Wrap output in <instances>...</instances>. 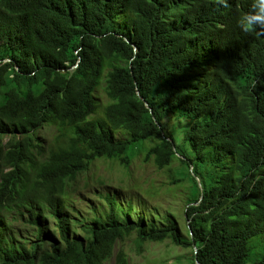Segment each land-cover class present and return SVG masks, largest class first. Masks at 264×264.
Listing matches in <instances>:
<instances>
[{"label":"trees","instance_id":"trees-1","mask_svg":"<svg viewBox=\"0 0 264 264\" xmlns=\"http://www.w3.org/2000/svg\"><path fill=\"white\" fill-rule=\"evenodd\" d=\"M252 3L0 0V264H135L132 235L138 254L165 242L190 251L179 264H264V34L237 26ZM101 85L108 104L95 117ZM182 116L195 122L188 150L171 125ZM47 123L45 147L31 131ZM150 138L146 158L161 171L178 161L209 172L210 189L184 211L185 235L144 200L112 194L89 216L66 213L90 165ZM185 180L175 172L171 183Z\"/></svg>","mask_w":264,"mask_h":264},{"label":"rangeland","instance_id":"rangeland-1","mask_svg":"<svg viewBox=\"0 0 264 264\" xmlns=\"http://www.w3.org/2000/svg\"><path fill=\"white\" fill-rule=\"evenodd\" d=\"M95 97L99 101V107H102L107 103V99L104 96L102 89L95 93ZM179 129L180 128H177L175 134ZM38 134L43 138L49 139L54 134V130L52 127L45 126L38 132ZM175 138L177 145H179L183 150L190 149L189 144L186 143L184 139L180 140L178 135H175ZM5 140H7V137ZM175 166H177V164H175ZM175 172L177 177L180 178L181 172L179 168H175L174 171L167 169L159 172L153 162L145 161L144 156L142 155H137L133 159L132 166L128 171L119 168V166L114 162H96L85 174V177L88 175L89 180H92L90 187L80 191L78 195L72 196V209L65 211L66 213L69 212L74 217L81 219L83 216H89L92 214L90 211L92 207L98 209L106 207L105 200L102 197L103 194H115L119 203H126L125 200H129V198L134 197L131 200L136 203L140 199L145 200L144 204L148 208L159 209V217H163L165 214L172 216L173 219L178 222L183 235H185L186 222L183 213L186 208L187 201L194 200V194L189 190L188 183H181L175 186L166 184V182H170L175 179ZM99 175L103 176V181H108L113 184V187H115V185H119V178H124L125 182L133 184L131 189L137 191L135 194H127L122 192L120 189H113L110 185L104 186L103 189L96 188L95 185H98L96 179ZM138 196L140 197L138 198ZM12 219H16L18 221L20 220L16 211L9 213L8 220ZM49 222L52 223L51 218L49 219ZM74 227L77 229L80 228V226ZM14 228L19 230L21 226L16 224L14 225ZM53 231L54 229L52 226L50 229H47V232L52 233ZM145 246L148 250H146ZM144 248L145 251H143L142 254L135 252V235L130 236L124 246V249L129 254L130 261L135 264H179L178 260L182 259V257H186L188 255L190 257V251L182 248H174L169 242H165L163 244L150 243L144 245ZM186 262L187 261H183V264H189V262ZM109 264H114V258L109 262Z\"/></svg>","mask_w":264,"mask_h":264},{"label":"clouds","instance_id":"clouds-1","mask_svg":"<svg viewBox=\"0 0 264 264\" xmlns=\"http://www.w3.org/2000/svg\"><path fill=\"white\" fill-rule=\"evenodd\" d=\"M218 2L219 3H223L225 6H229V0H218ZM237 26L239 27V29L241 30V32L244 33L245 35L255 34L257 36H260V35L264 34V0H253V3L251 5V10L249 12L244 13V14H242V15H240L238 17ZM133 52H135V49L134 48H133ZM77 67H78V65L76 67H74L72 70L77 69ZM103 88H104V86L101 85L95 92H97L100 89H102V91H103ZM103 94H104V92H103ZM104 96H105V94H104ZM136 97H138L145 104V106L149 109L150 113L152 114V109L148 106V104L146 102L143 101V99L140 97V95H138V93H136ZM106 104H108V100H107V103ZM106 104H104L102 107H99L98 103L96 104L97 110H96V112L94 114L95 117H99V116L103 115V114H101V112L103 111V108H104V106ZM179 105H180L181 108H183L184 110H186V112H189V113L199 111L198 109H196V107H195V105L193 103L192 104H189V103L185 102V103L182 104L181 101H180ZM182 117H180L179 120H175L174 122H172L171 125H172V130L174 131V133L176 132L177 128H180L175 135H178V137H179L180 140H183L184 139V141L187 143V141H186V131H187L188 124L192 126L195 122L192 121V120H190L187 116H185L183 118ZM200 120H201V118H200ZM165 123H167V120L165 121ZM156 125L158 127H160V124L157 121H156ZM45 126L52 127V129L54 130V133H55L54 125H51L49 123L42 125L37 130L31 131V133H32V135H36L39 138L41 145L47 147L48 146L47 141L48 140H51L54 134L49 139H46V138L41 137L38 134V132L42 128H44ZM117 138L118 139H127V137L120 136V135H118ZM7 139H8V137H7ZM5 141H7V140H5ZM155 143H156L155 138L148 139L145 142L144 146L141 145L137 141L128 150V153H126L122 157V159H119L118 158L116 161H113V160H109V159H106V158H102V159H99V160L95 161L94 164L96 162H99V161L114 162V163H116L119 166V168L128 171L131 168V166H132L133 159L137 155L144 156L145 161H152L153 162V159H147L146 158V151H147V148L149 146H152ZM128 157H131V160H130V162H129L128 165H125L126 164V161H127L126 158H128ZM153 164L157 168V166L155 165L154 162H153ZM175 164H177V166H175ZM93 165H90L89 168L91 169ZM174 167L175 168H179V170L181 172V176L184 179H186L182 183H188L189 184V190L191 191V193H193L195 195V192L196 191L198 192L197 189H199V192H200V202H201L202 199H203V197H204L205 190H209L210 189V186L208 184V179H207V174L209 172H207V171L203 170V168H201V170H200L201 175L200 174H195L194 166L192 164H190V165H181L180 166V163L178 161H176L173 164V166H171V167H169L167 169H169L170 171H174V169H175ZM167 169H163V170H167ZM158 170H159V172H161L160 169H158ZM87 172H88V170L85 171V172H83L82 174H80L77 177V179L73 182L72 186L70 187V190H69L70 196L68 197L70 206H72V198H71L72 196H76V195H78L80 193V191L85 190V189H88L90 187L92 180H89L88 175L85 177V174ZM81 178H84V179H81ZM96 181L98 183V185H95L96 188H102L103 189L104 186L110 185L113 189H120L122 192L127 193V194L128 193L135 194L136 191H137V190H132L131 187H133L132 186L133 184L125 182L124 178H119V181H118L119 182V185H115V187H113L112 186L113 184H111L110 182L103 181V176L102 175L97 176ZM100 183L104 184L103 187H100L99 186ZM166 184L167 185H170V186L177 185V184H172L171 181L170 182H166ZM179 184H181V183H179ZM107 194H111V193H107ZM107 194H103L102 196H106ZM112 195H114L116 197L115 194H112ZM139 197L140 196H138V198ZM133 198L134 197H131V198H129V200H125V201L126 202L132 201L135 204L136 202H134L133 200H131ZM188 199H189V196H188ZM104 200H105V198H104ZM105 203H106V201H105ZM192 203H193V201H187V205L192 204ZM120 204H122V203H120ZM187 205H186V208H187ZM186 208H185V210H186ZM185 222H186V224H185V229H186V226L189 224V221L187 220V217L186 216H185ZM189 231H190V228H189ZM191 236H192V234H191ZM253 244H255L254 241H253ZM193 247L195 249V246L194 245H193ZM196 254L197 253H195V255ZM113 258H114V264H115V261H116L115 260V257H113Z\"/></svg>","mask_w":264,"mask_h":264}]
</instances>
